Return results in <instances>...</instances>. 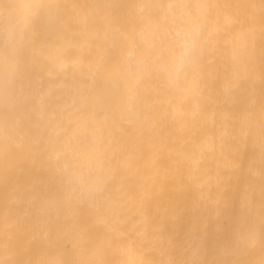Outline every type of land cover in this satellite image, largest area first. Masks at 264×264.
Wrapping results in <instances>:
<instances>
[{
    "label": "bare ground",
    "instance_id": "obj_1",
    "mask_svg": "<svg viewBox=\"0 0 264 264\" xmlns=\"http://www.w3.org/2000/svg\"><path fill=\"white\" fill-rule=\"evenodd\" d=\"M0 264H264V0H0Z\"/></svg>",
    "mask_w": 264,
    "mask_h": 264
}]
</instances>
